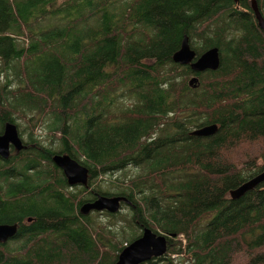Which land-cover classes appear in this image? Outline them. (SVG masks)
I'll list each match as a JSON object with an SVG mask.
<instances>
[{
  "label": "trees",
  "instance_id": "16d2710c",
  "mask_svg": "<svg viewBox=\"0 0 264 264\" xmlns=\"http://www.w3.org/2000/svg\"><path fill=\"white\" fill-rule=\"evenodd\" d=\"M59 1L0 0V135L12 123L24 136L20 120L44 132L0 158V225L18 227L0 264H116L145 227L170 244L160 263L264 264V182L229 197L264 171L251 0ZM185 36L196 58L218 49L216 71L172 61ZM210 125L214 135H191ZM56 154L87 169V188L67 185ZM129 168L128 181L111 178ZM99 196L128 204L102 224L79 212Z\"/></svg>",
  "mask_w": 264,
  "mask_h": 264
},
{
  "label": "water",
  "instance_id": "95a60500",
  "mask_svg": "<svg viewBox=\"0 0 264 264\" xmlns=\"http://www.w3.org/2000/svg\"><path fill=\"white\" fill-rule=\"evenodd\" d=\"M251 9L258 27L264 30V20L258 11L255 0H251ZM172 61L182 66H188L194 73H203L205 71H216L219 68L220 55L217 48H211L196 58L195 52L191 49L188 38L185 36L181 42L180 49L173 55ZM192 83H197L195 77L191 79L189 84L191 85ZM216 131L217 126L210 125L195 129L191 135L209 137L214 135ZM11 148H15L19 152L24 146L16 126L12 123H7L5 124L3 133L0 135V158L7 159L10 156ZM51 160L53 165L62 172L68 186L88 187L87 169L69 155L56 154ZM262 182H264V171L231 190L229 197L231 200H238L246 193L254 190ZM121 203L128 204V201L122 196H99L91 202L84 203L80 207L79 212L82 215H88L90 212L116 214L120 210ZM16 233L17 225H0V244H5L8 240L13 239ZM166 253V235L154 233L145 227L142 230L141 236L121 251L116 264H144L150 262L152 259L162 258Z\"/></svg>",
  "mask_w": 264,
  "mask_h": 264
},
{
  "label": "rangeland",
  "instance_id": "374dc122",
  "mask_svg": "<svg viewBox=\"0 0 264 264\" xmlns=\"http://www.w3.org/2000/svg\"><path fill=\"white\" fill-rule=\"evenodd\" d=\"M65 1H67V0H60L59 1V3L60 4H62V3H64ZM118 5H120V3L118 4ZM97 19H98V17H93L92 19H91V21L89 22V23H87L88 24V27L89 28H91L96 22H97ZM21 122H22V120H20ZM21 122H19V123H17L18 125H19V127L18 128H20V130H23V129H26L25 130V135H26V133H32V137H36V138H38V137H43L44 136V132L42 131V129L41 128H33L32 130H30L31 129V124H26L27 122L26 121H24L23 123H21ZM17 126V125H16ZM5 127V126H4ZM4 130V129H3ZM19 131V130H18ZM20 134V133H19ZM25 135L23 136V134H22V141L23 142H25ZM39 139V138H38ZM47 143V141H45L43 144H46ZM53 148H55L54 146H53ZM52 148V149H53ZM57 148H58V142H57ZM57 148H55V149H57ZM134 170H132L131 168H129L126 172H124V173H121V174H119V173H116V174H112L111 176V178L114 180L115 179V176H120L121 178H123V179H125L126 181H128L132 176H133V174H134ZM114 176V177H113ZM121 178H119V179H121ZM104 179V182L105 183H103L102 185L103 186H106L108 183H110V182H108V177H104L103 178ZM115 184H117V181H115ZM117 186H124V183H121V184H118ZM121 208V207H120ZM124 208V207H123ZM121 210V209H120ZM119 210V211H120ZM123 210V209H122ZM121 210V211H122ZM91 213H99V212H90L88 215H90ZM103 213H105V212H103ZM81 214V213H80ZM82 215V214H81ZM88 215H83V216H88ZM104 215L101 213L99 216H98V222H100V223H102V224H105L106 222H107V218H104L103 217ZM159 234H162L161 232L159 233ZM175 239H177V238H175ZM177 240H180V237L177 239ZM11 241V240H10ZM9 242V241H8ZM174 243H176L177 244V242L176 241H174ZM183 243V242H182ZM170 244H167V246H169ZM165 257L166 258H168V253H166V255H165ZM190 256H187V257H182V255H180V256H177V257H172V259H174L173 260V263H175V264H192V261H190ZM158 264H167V261L165 262V263H160V262H157Z\"/></svg>",
  "mask_w": 264,
  "mask_h": 264
},
{
  "label": "flooded vegetation",
  "instance_id": "af4514ba",
  "mask_svg": "<svg viewBox=\"0 0 264 264\" xmlns=\"http://www.w3.org/2000/svg\"><path fill=\"white\" fill-rule=\"evenodd\" d=\"M23 146H24V148L21 150V151H23L25 148H26V146L23 144ZM20 152V151H19ZM19 152H17L16 151V149L15 148H11V153L12 154H17V153H19ZM91 202V201H90ZM161 259V258H160ZM158 261H159V259H157ZM157 260H151L150 262H152V263H156L157 262Z\"/></svg>",
  "mask_w": 264,
  "mask_h": 264
}]
</instances>
